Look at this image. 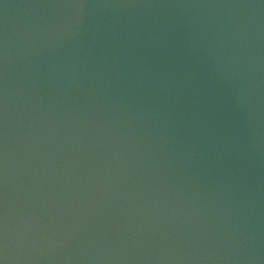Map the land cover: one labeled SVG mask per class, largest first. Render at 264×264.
I'll list each match as a JSON object with an SVG mask.
<instances>
[{"label": "water", "instance_id": "95a60500", "mask_svg": "<svg viewBox=\"0 0 264 264\" xmlns=\"http://www.w3.org/2000/svg\"><path fill=\"white\" fill-rule=\"evenodd\" d=\"M0 264H264V0H0Z\"/></svg>", "mask_w": 264, "mask_h": 264}]
</instances>
